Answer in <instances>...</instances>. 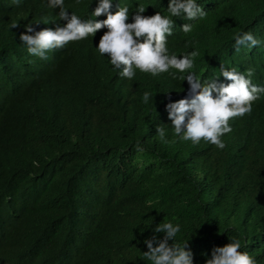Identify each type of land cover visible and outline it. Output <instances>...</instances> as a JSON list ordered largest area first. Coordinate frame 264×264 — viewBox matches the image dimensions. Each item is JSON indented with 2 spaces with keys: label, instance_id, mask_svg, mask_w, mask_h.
Wrapping results in <instances>:
<instances>
[{
  "label": "trees",
  "instance_id": "obj_1",
  "mask_svg": "<svg viewBox=\"0 0 264 264\" xmlns=\"http://www.w3.org/2000/svg\"><path fill=\"white\" fill-rule=\"evenodd\" d=\"M98 3L64 0L83 21L107 18L93 15ZM169 3L111 0L113 13L129 8V23L138 5L145 16H169V55L198 53L175 80L139 69L129 80L99 54L107 28L42 59L20 34L28 24H66L59 8L0 0V264H151L145 240L164 222L180 225L176 241L189 242L194 264H206L230 237L264 264V98L230 121L224 149L181 141L166 109L188 95L180 76L223 78L221 64L245 75L253 69L252 82L264 85V0H197L207 14L195 21L171 17ZM185 23L193 25L187 34ZM244 32L261 43L237 52L235 36Z\"/></svg>",
  "mask_w": 264,
  "mask_h": 264
},
{
  "label": "clouds",
  "instance_id": "obj_2",
  "mask_svg": "<svg viewBox=\"0 0 264 264\" xmlns=\"http://www.w3.org/2000/svg\"><path fill=\"white\" fill-rule=\"evenodd\" d=\"M111 0H99L93 15L98 17L107 13L104 20H81L75 12L69 13L64 6V0H49V7L59 8L58 16L66 24L57 27L44 28L36 31L32 24L26 25V32L20 34V41L25 43L28 52L47 59L46 53L53 49L63 48L69 42H76L95 36L98 30L107 28L98 45L100 55L110 57L111 64L122 69L120 75L129 80L139 69L142 73L157 76L168 73L172 79H177V72L185 73L194 67L196 51L186 53L181 57L169 55L167 37L173 33L174 21L161 12L145 16L146 8L138 5L133 21L129 23V8L119 6L111 11ZM167 11L171 17H183L188 21L203 19L206 11L197 0H170ZM19 25L13 23L12 27ZM193 25L185 23L182 31L187 34ZM34 33V34H31ZM261 43L251 32L237 33L235 50L241 46L255 48ZM175 70V71H171ZM223 78L201 81L200 77L189 72L179 79L188 81L190 89L184 98L169 102L166 105L168 118L171 121L175 136L181 141H191L199 144L201 140L215 145L219 149L226 147L222 136L232 131L230 121L243 117L252 111L253 102L264 98V85H256L251 77L253 69H247L246 75L229 70L223 64L220 67ZM151 93L144 92L143 102L148 103ZM166 130L162 124L156 125L158 138L167 143ZM136 150L143 152L140 141L136 142ZM180 231L179 224L164 222L155 226L154 233H164L163 238L153 235L145 243L148 250L144 258L151 264H194L193 252L189 242H177L176 236ZM174 241L169 243V241ZM241 241L230 237V242L212 249L211 257L206 264H257V261L247 251H241ZM206 255V254H205Z\"/></svg>",
  "mask_w": 264,
  "mask_h": 264
}]
</instances>
